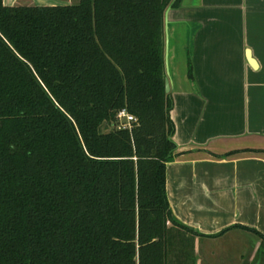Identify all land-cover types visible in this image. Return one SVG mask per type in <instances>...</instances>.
Listing matches in <instances>:
<instances>
[{
    "label": "trees",
    "instance_id": "1",
    "mask_svg": "<svg viewBox=\"0 0 264 264\" xmlns=\"http://www.w3.org/2000/svg\"><path fill=\"white\" fill-rule=\"evenodd\" d=\"M173 1L0 0V264H197L166 190Z\"/></svg>",
    "mask_w": 264,
    "mask_h": 264
},
{
    "label": "crops",
    "instance_id": "2",
    "mask_svg": "<svg viewBox=\"0 0 264 264\" xmlns=\"http://www.w3.org/2000/svg\"><path fill=\"white\" fill-rule=\"evenodd\" d=\"M175 2L165 28L170 207L205 236L197 264H264L247 243L264 236V0Z\"/></svg>",
    "mask_w": 264,
    "mask_h": 264
},
{
    "label": "rangeland",
    "instance_id": "3",
    "mask_svg": "<svg viewBox=\"0 0 264 264\" xmlns=\"http://www.w3.org/2000/svg\"><path fill=\"white\" fill-rule=\"evenodd\" d=\"M45 1L46 0H14L13 5L14 6H17V5H21V6H46V5H48V3H45ZM62 1L68 2L70 4H77L79 0H62ZM172 102H173V100H172ZM172 111H173V108H172L171 112ZM248 235L249 236H247V243H248V245H253L252 247H253V249H255V250H253V254L257 255L258 250L261 247L262 240L260 237L256 236L255 234L250 233ZM243 241H244V239H243ZM257 244H259L258 249L255 247ZM217 251H220V250L217 249ZM249 253H250V251H249ZM250 254H248V256H250Z\"/></svg>",
    "mask_w": 264,
    "mask_h": 264
},
{
    "label": "water",
    "instance_id": "4",
    "mask_svg": "<svg viewBox=\"0 0 264 264\" xmlns=\"http://www.w3.org/2000/svg\"><path fill=\"white\" fill-rule=\"evenodd\" d=\"M14 0H4V4L7 7L14 6ZM45 3H48L46 6H69L70 3L62 1V0H46ZM168 12L169 9L166 11L165 14V28L167 27V20H168ZM165 62H166V70L168 69V57L166 56V42H165ZM169 74V73H168ZM165 89L166 93L170 95L172 90L171 80L167 74L165 75Z\"/></svg>",
    "mask_w": 264,
    "mask_h": 264
},
{
    "label": "built area",
    "instance_id": "5",
    "mask_svg": "<svg viewBox=\"0 0 264 264\" xmlns=\"http://www.w3.org/2000/svg\"><path fill=\"white\" fill-rule=\"evenodd\" d=\"M118 121L119 129L131 130L134 126V123L137 122V119L133 115L129 114L126 110H123L118 114Z\"/></svg>",
    "mask_w": 264,
    "mask_h": 264
}]
</instances>
